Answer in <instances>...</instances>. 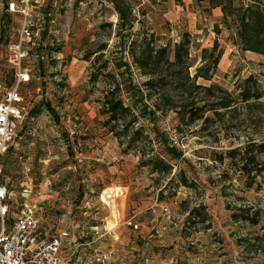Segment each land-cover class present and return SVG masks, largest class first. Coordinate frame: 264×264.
<instances>
[{
  "label": "rangeland",
  "instance_id": "374dc122",
  "mask_svg": "<svg viewBox=\"0 0 264 264\" xmlns=\"http://www.w3.org/2000/svg\"><path fill=\"white\" fill-rule=\"evenodd\" d=\"M4 2L0 0V77L9 78L12 69L1 55L15 36L20 17L4 11ZM162 2L131 0L134 19L125 29L120 25L118 7L114 10L99 2L93 14L78 16L75 4L70 6L68 17L60 20L61 30L56 36L60 43L54 46L60 51L57 56H32L36 77L28 95L31 110H35L0 156V180L17 196L27 179L26 166H31L33 197L42 229L48 233L73 223L81 235L106 219L114 225L121 215L119 232L124 252L141 253L145 264H264V173L257 179L260 188L256 181L246 186V176L230 164L228 157H212L214 150L229 147L230 139L215 141L212 136L199 135L192 131L195 127L180 124L174 108L166 107L161 99L158 107V95L149 96L151 91L143 85L147 76L134 64L129 43L138 33L152 29L156 44L170 43L173 50L182 33L189 31L193 73L202 61V49L217 39L223 49L218 72L210 80L200 77L199 82L216 81L230 89L235 88L238 78L252 72L264 87V54L241 48L235 6L211 18L209 0H195L201 18L194 21L182 17L162 25L158 10ZM234 3L247 6L264 4V0ZM105 61L108 66H103ZM110 70L120 78L125 99L136 104L154 149L171 159V172L143 164L149 154H143L139 147H128L103 125L106 115L101 98L109 84L105 73ZM165 93L175 104L185 98L182 90L166 89ZM242 143L234 140V145ZM150 148L152 144L146 142L144 149ZM261 156L264 158V152ZM181 168L191 185L180 181L177 172ZM110 187L126 192V199L105 204L103 193ZM19 199L18 195L15 200ZM193 208L195 212H191ZM243 209L253 213L259 210L260 221L235 217L234 213ZM129 215H135L144 229H132L125 222Z\"/></svg>",
  "mask_w": 264,
  "mask_h": 264
},
{
  "label": "trees",
  "instance_id": "16d2710c",
  "mask_svg": "<svg viewBox=\"0 0 264 264\" xmlns=\"http://www.w3.org/2000/svg\"><path fill=\"white\" fill-rule=\"evenodd\" d=\"M115 3L121 27H131L133 7L125 0H115ZM234 10L237 11V36L241 48L264 54V4H241L235 6ZM192 41L191 32L184 31L171 50L170 43L156 44L154 33L143 31L130 40L129 51L134 64L147 76L143 85L151 91L149 96L152 93L158 95L155 104L160 107L161 99L166 107L174 108L180 124L195 127L192 131L199 135L212 136L215 141L223 137L230 139L231 145L225 150H214L212 157L218 160L228 157L230 164L246 176V186H252L264 173V158L261 156L264 152L263 84L253 72L238 78L234 89L216 81L199 82L200 77L210 80L217 74L223 49L217 39L211 47H204L202 61L192 73ZM103 66H108V62L105 61ZM105 74L109 77V84L103 89L101 98L102 112L106 115L103 125L122 143L126 142L128 147H139L143 154H149L142 160L143 164L151 165L153 170L171 172V159L154 149L151 135L140 123L136 104L123 96V84L116 71L110 70ZM166 89L182 90L184 100L175 104L176 101L173 102L165 93ZM235 139L243 143L234 145ZM146 142L152 144L148 151L144 149ZM177 173L183 184H192L184 169L181 168ZM171 180L172 177L169 182ZM257 183L260 188V182ZM191 212H195V208ZM234 215L249 219L252 223L260 221L259 210L253 213L243 209Z\"/></svg>",
  "mask_w": 264,
  "mask_h": 264
},
{
  "label": "built area",
  "instance_id": "2783aa9c",
  "mask_svg": "<svg viewBox=\"0 0 264 264\" xmlns=\"http://www.w3.org/2000/svg\"><path fill=\"white\" fill-rule=\"evenodd\" d=\"M99 2L116 10L115 0H5L3 3L4 11L19 16L20 21L15 36L1 55L12 71L9 78L0 77V156L30 115L28 93L36 77L32 56L39 53L42 58L57 56L60 51L54 46L60 43L56 38L61 30L60 20L67 18L70 6L74 3L77 15L81 16L93 14ZM30 171L31 166H26L27 179L21 184L18 201L9 184L0 180V264H145L141 253L124 252L126 247L119 232L121 215L114 225L106 219L81 235L73 223H65L55 233L44 231L38 203L33 197ZM45 182L49 184L50 179L47 177ZM126 197V192L110 187L104 191L102 200L109 205ZM15 203L16 210L12 213ZM125 222L134 230L144 229L135 215L125 217ZM103 242L106 244L102 245Z\"/></svg>",
  "mask_w": 264,
  "mask_h": 264
},
{
  "label": "crops",
  "instance_id": "0c3cea01",
  "mask_svg": "<svg viewBox=\"0 0 264 264\" xmlns=\"http://www.w3.org/2000/svg\"><path fill=\"white\" fill-rule=\"evenodd\" d=\"M125 1L129 4L131 2V0H125ZM194 1L195 0H182L181 2L178 3L176 0H163L162 4L158 7V10L161 11V16H160L161 24L163 25L165 21L167 23L171 22L172 20L181 21L182 17H183V20L189 17V20L193 18L194 21H195V18L197 19V17L201 18L203 14L201 10L198 8L199 4L197 3L195 5ZM208 5L209 7H211V11L213 12V14H211L212 15L211 18H217L218 16L223 14L224 8L236 6V3H234V0H209ZM133 10H134V7H133ZM67 12H69V9ZM206 15L207 14H204V16ZM67 17H68V14H67ZM150 30L151 32H154V30L152 29ZM161 31L162 33H166L164 28H162ZM243 51H247V50H243Z\"/></svg>",
  "mask_w": 264,
  "mask_h": 264
}]
</instances>
